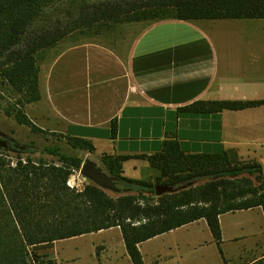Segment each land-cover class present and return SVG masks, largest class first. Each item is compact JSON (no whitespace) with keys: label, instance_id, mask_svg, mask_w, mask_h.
Returning a JSON list of instances; mask_svg holds the SVG:
<instances>
[{"label":"crops","instance_id":"obj_1","mask_svg":"<svg viewBox=\"0 0 264 264\" xmlns=\"http://www.w3.org/2000/svg\"><path fill=\"white\" fill-rule=\"evenodd\" d=\"M75 35L45 49L51 55L41 65L40 100L25 107L36 127L91 141L96 150L87 155L106 171L102 156L130 157L123 176L134 180L156 182L161 172L140 157L172 140L187 155L228 152L264 167V105L210 115L183 111L198 101H264V19L123 23L71 43ZM244 214L264 219L262 207L221 215L220 245L201 219L141 243L144 264H184L181 245L187 262L208 247H217L224 264L251 252L263 257L264 235L256 249L223 258L225 230ZM52 252L56 264H83L87 257L84 264H133L120 227L56 241Z\"/></svg>","mask_w":264,"mask_h":264},{"label":"trees","instance_id":"obj_2","mask_svg":"<svg viewBox=\"0 0 264 264\" xmlns=\"http://www.w3.org/2000/svg\"><path fill=\"white\" fill-rule=\"evenodd\" d=\"M166 19H264V0H0V80L19 97L7 107L0 104V112L46 137L48 132L23 111L41 97L37 53L72 34L100 35L116 24ZM262 105L264 101H198L183 111L210 115ZM116 132L113 121V137ZM60 137L73 154L59 144L25 146L21 153L27 158L14 162L9 150L0 147V264H56V241L114 227L121 228L132 263L144 264L141 243L205 219L220 245L221 215L264 209L262 165L239 162L228 152L187 155L173 140L160 153L140 157L161 172L155 183L123 176V163L130 157L104 155L101 161L118 180L122 196L114 198L96 185L78 190L69 184L85 163L77 152L93 154L96 148L84 138ZM38 154L54 161H34ZM157 186L174 192L159 196ZM243 264H264V256Z\"/></svg>","mask_w":264,"mask_h":264},{"label":"rangeland","instance_id":"obj_3","mask_svg":"<svg viewBox=\"0 0 264 264\" xmlns=\"http://www.w3.org/2000/svg\"><path fill=\"white\" fill-rule=\"evenodd\" d=\"M77 34L78 35L71 37L72 40L70 41L71 43H75L83 40V38L79 36L81 34L80 33ZM50 55L51 54L47 53L45 49L37 53L36 59L40 71L42 70L41 65L47 62ZM18 98L19 97L16 95V93L10 91L9 87L6 84H3L2 81L0 80V104H2V106L7 107L9 103L12 102L14 103L16 100H18ZM25 107L23 110L24 112H25ZM0 131L6 133L11 138H13L15 142L21 147L35 146L36 148L43 149L45 146H55L56 144H59L63 146L64 151L66 153L73 154L71 149L66 143V139L60 137V134L47 131L48 134L46 135V137H44L43 135L40 136L35 132H33L31 127L19 124L15 117H8L4 111L0 112ZM59 139L62 140V143L58 141ZM21 151L22 150H9L7 154L15 162V160L19 156H22L23 158H27V155L22 154ZM77 155L82 156L85 162L92 160H95L97 162L99 161V159L96 157H88L87 153L85 152L79 151L77 152ZM32 159L38 162L41 159L45 160L46 162L54 161L52 157L41 156L40 154L32 156ZM101 169L107 175L110 176L109 172H107L104 168ZM252 179H254L255 181V177H253ZM262 180L264 185V175L262 177ZM255 183L258 185L256 181ZM69 184L71 187L77 188L78 190L84 189L87 185H96L91 180L83 177L81 175V170L74 172V174L70 178ZM106 192L114 198L122 196V194L113 192L111 190H106ZM238 216L239 218L236 217L235 219L236 223L234 225H229V227L226 228L225 236L223 240L224 244L222 245V251L224 256L227 259H232V260L238 259L245 250L251 251L253 249H256L258 242L261 240V238H263L264 235L263 217L262 219L260 218L254 219V217H252L251 219L248 220L245 214ZM61 246L63 245H60V247ZM185 249L186 247H183V245L180 246V250L184 251L183 253L184 262H185L184 264H224L217 247H208V248L199 249L196 252L197 255L195 257V261L192 262H187L188 255ZM171 251H175V250L173 249ZM260 257H261L260 254L257 253L254 254V252H251L244 257L242 262L236 261V264H243L244 261L246 262ZM89 261L90 260L87 257L86 259L82 260V263L83 264L89 263Z\"/></svg>","mask_w":264,"mask_h":264},{"label":"water","instance_id":"obj_4","mask_svg":"<svg viewBox=\"0 0 264 264\" xmlns=\"http://www.w3.org/2000/svg\"><path fill=\"white\" fill-rule=\"evenodd\" d=\"M8 138L9 135L0 132V143L4 146V148L8 146V141H7ZM15 147L19 148L20 150L23 149V147H20L19 145H16ZM81 175L94 182L96 186H98L101 189L111 190L116 193H121V190L117 186L118 180L112 176L107 175L96 163L92 161H86L83 164L81 168ZM173 192L174 190L170 186L156 187V193L159 196L163 194H170Z\"/></svg>","mask_w":264,"mask_h":264},{"label":"flooded vegetation","instance_id":"obj_5","mask_svg":"<svg viewBox=\"0 0 264 264\" xmlns=\"http://www.w3.org/2000/svg\"><path fill=\"white\" fill-rule=\"evenodd\" d=\"M1 132V131H0ZM13 138H11L10 136H9V138L7 139V141H8V146L6 147V149H9V150H20L19 148H16L15 146L16 145H18L16 142H15V140H14V142H13ZM0 147H3L4 148V146L0 143ZM21 147V146H20ZM25 148L23 147V149L22 150H24Z\"/></svg>","mask_w":264,"mask_h":264}]
</instances>
